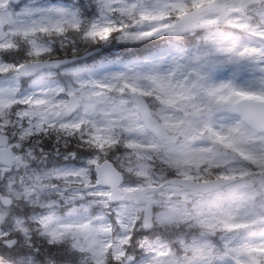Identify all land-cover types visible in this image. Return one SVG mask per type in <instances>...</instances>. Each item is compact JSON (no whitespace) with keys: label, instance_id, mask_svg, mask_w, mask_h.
Here are the masks:
<instances>
[{"label":"snow or ice","instance_id":"snow-or-ice-1","mask_svg":"<svg viewBox=\"0 0 264 264\" xmlns=\"http://www.w3.org/2000/svg\"><path fill=\"white\" fill-rule=\"evenodd\" d=\"M0 264H264V0H0Z\"/></svg>","mask_w":264,"mask_h":264}]
</instances>
